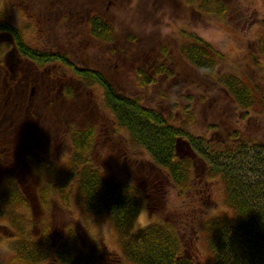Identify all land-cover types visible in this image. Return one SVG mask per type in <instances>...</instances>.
<instances>
[{
  "label": "rangeland",
  "instance_id": "374dc122",
  "mask_svg": "<svg viewBox=\"0 0 264 264\" xmlns=\"http://www.w3.org/2000/svg\"><path fill=\"white\" fill-rule=\"evenodd\" d=\"M226 1L237 4L234 9L236 15L228 20H221L216 14L203 15L197 9L186 8L180 0H0V21L16 31L6 32L13 37L8 35L7 43L0 46V82L7 72L9 75L18 73L16 78L22 74L24 80L17 90L20 92L22 88L21 94L27 96L28 108L27 114L17 112L13 125L8 124L12 122L10 118L0 120L5 124L3 128L11 127L10 134H0L4 138L0 137V142L5 141L8 151L12 152L11 162L7 158L10 172L27 190V195H31V207L22 211L29 219L38 222L43 216L39 198L36 199L37 187L40 181L47 184L48 179L47 170L34 176L29 174L22 151L34 146L45 152L54 165H58L60 160L74 152L71 134L75 129L85 134L93 128L91 158L109 177L121 182H136L141 186L142 212L134 224V233L151 221L144 188L151 187L148 188L152 199L150 206L161 216L194 200L193 196L181 197L165 172L158 176L156 169L143 163L150 164V156L128 147V132L125 129L119 128V133H114L115 118L106 106L103 88L100 85H93L91 89L81 87L73 74L74 67L89 69L96 62L118 91L141 96L146 106L160 108L172 118L183 117L181 108L186 102L182 97H191L192 113L197 123L190 122L187 128L193 135L207 140L218 139L217 131L228 127L230 130H248L251 137L264 144V112L259 110L260 114L256 115L251 110L244 111L224 91L207 92L204 84H198V73L192 68L185 66L184 73L181 75L179 72L182 62L179 61L176 45L186 40L185 34H191L226 56V62L220 68L224 73L264 80V71L255 67L251 57V53L256 52L255 44L264 34V0ZM58 3L70 6L60 11L56 9ZM99 14L106 15L115 38L114 49L111 46L106 54L101 53L100 46L91 39L87 25L89 16ZM16 38L21 44L23 42L25 46L39 51L64 53L76 65L58 62L39 69L34 61L20 53ZM14 45L17 54L9 57ZM168 57L173 58L176 65L172 67ZM6 59L14 70L6 64ZM160 64L170 70L174 68L177 75L156 77L153 69ZM139 69L151 79L155 77L156 82L148 87L139 86L136 82ZM71 84L75 87L74 96L65 97V85ZM15 128L18 131L12 130ZM195 171V194L203 193L213 199L214 204L207 199L210 213L218 215L226 211L222 182L216 180L209 186L204 183L202 161L195 162ZM3 177L0 173V186ZM71 197L68 212L54 205L45 215L54 224L56 237L60 231L63 233L67 225H72L83 232L81 245L86 253H121L118 235L109 216L88 214L77 194ZM12 234L0 223V263H11ZM196 236L195 230L185 236L189 260L193 264H213L206 241Z\"/></svg>",
  "mask_w": 264,
  "mask_h": 264
},
{
  "label": "trees",
  "instance_id": "16d2710c",
  "mask_svg": "<svg viewBox=\"0 0 264 264\" xmlns=\"http://www.w3.org/2000/svg\"><path fill=\"white\" fill-rule=\"evenodd\" d=\"M180 1L186 8L197 9L203 15L216 14L221 20L236 15L234 9L237 4L226 0ZM8 31L16 33L12 26L1 20L0 33ZM93 34L114 49L115 38L110 22L105 28L94 26ZM184 37L186 40L176 45L182 62L181 75L185 66L192 68L198 73V84H204L207 92L224 91L244 111L251 110L256 115L260 114L259 110L264 112V80L224 73L220 69L226 62L224 54L198 36L185 34ZM16 43L20 53L34 61L39 69L58 62L72 64L64 53L39 51L23 42L21 44L19 38H16ZM255 51L251 53L252 61L258 70L264 71V34L255 44ZM168 60L172 67L176 65L173 58L168 57ZM153 70L156 77L177 75L174 68L170 70L164 64ZM73 74L85 89H91L93 85L103 88L106 106L115 118L114 133L119 128L125 129L128 147L150 156V164L143 163L156 169L158 176L165 172L181 197L193 196L194 200L161 216L150 206L152 199L148 188L151 187L144 188L151 221L134 233V224L142 212L141 186L109 177L91 158L93 128L85 134L75 129L71 134L74 152L60 160L58 165L34 146L21 153L25 169L31 176L47 170V184L40 181L37 187L36 199L39 198L43 211L41 220L37 222L22 212L31 207V195H27V190L10 172L8 159L11 162L12 152L8 151L5 141L0 142V173L4 176L0 186V223L13 233L10 237L13 241L10 244L13 254L10 264H193L186 255L185 245L186 234H192L193 230L197 238L206 241L213 264H264V144L251 137L248 130H230L228 127L217 131L218 139L207 140L191 134L187 125L197 123L192 113L191 97H182L186 102L181 108L184 118L174 116L175 119L160 108L146 106L141 96L118 91L100 69L74 67ZM14 77L4 75L2 79L12 80ZM23 77L21 74L20 78L14 79L23 81ZM153 78L141 69L137 71L139 86L148 87L156 82ZM19 84L18 80L12 81L9 102L6 101L8 95L0 92L2 104L6 101L5 107L10 111L11 117L7 118L12 122L9 125L15 122L21 108V96H24L22 88L20 92L17 90L21 86ZM74 88L73 84L65 85L63 95L74 96ZM13 130L18 131L17 128ZM0 137L3 138L2 135ZM196 161L204 163V183L209 186L216 180L222 182L226 211L218 215L210 213L207 199L214 204L213 199L203 193L195 194ZM74 193L88 214L109 216L118 235L121 253H86L81 245L84 234L72 225H67L56 237L54 224L45 215L54 205L68 212Z\"/></svg>",
  "mask_w": 264,
  "mask_h": 264
},
{
  "label": "flooded vegetation",
  "instance_id": "af4514ba",
  "mask_svg": "<svg viewBox=\"0 0 264 264\" xmlns=\"http://www.w3.org/2000/svg\"><path fill=\"white\" fill-rule=\"evenodd\" d=\"M69 6L70 5L65 4V3H63V4L62 3H60V4L58 3L56 5V9L58 8L61 11L63 7L69 8ZM107 24H108L107 17H106V15H103V14L89 16V20H88V24H87L88 28H89V35H90L91 39L93 40L94 43L96 42L100 46L99 48L101 50V53L103 51V54H106L108 51H110L109 50L110 47L108 46L106 41H103L101 39L96 38L97 34H95V35L93 34V27L98 25V26H100L102 28H105L107 26ZM8 35H11V34H8L6 32H1L0 33V46H2V45L7 43L6 39L9 40ZM11 37H13V36L11 35ZM12 42L15 44V40H13ZM8 43L11 44V41H9ZM15 54H17V48L14 45V47L12 48V51L9 53V57H11V56L14 57ZM100 59H101V61H103V58H100ZM17 62H19V61H17ZM6 64L9 65L10 69L13 68V65H11L9 63V59H6ZM72 64L76 65L75 63H72ZM96 65H97V63L94 62L93 65H91V67H89V69H91V70L102 69L101 67L96 66ZM86 69H88V68H86ZM12 70H14V69H12ZM17 74L15 76H17ZM7 76H9L8 72H7ZM14 78L12 80H10V81L7 78L6 79H2V81L0 82V92H4V93H6L8 95V99L6 100L7 102H9V97L11 96V84H12V81L13 80H18L19 83H21V81H22V79H14ZM21 100H22V103H21V108L19 110V113L21 115L24 114V113L27 114V112H28L27 103H26L27 96H25V95L21 96ZM6 101H4V103L2 104V100L0 98V120L1 119L6 120L7 117H11L10 111L8 109H6V107H5L6 103H7ZM0 123H2V125L4 124L1 121H0ZM2 125H0V134H10L11 133L10 132L11 127H7V129H6V127L3 128Z\"/></svg>",
  "mask_w": 264,
  "mask_h": 264
},
{
  "label": "clouds",
  "instance_id": "9594fccd",
  "mask_svg": "<svg viewBox=\"0 0 264 264\" xmlns=\"http://www.w3.org/2000/svg\"><path fill=\"white\" fill-rule=\"evenodd\" d=\"M142 219H145L146 220V217H143Z\"/></svg>",
  "mask_w": 264,
  "mask_h": 264
}]
</instances>
